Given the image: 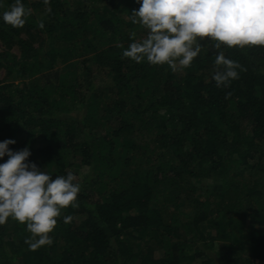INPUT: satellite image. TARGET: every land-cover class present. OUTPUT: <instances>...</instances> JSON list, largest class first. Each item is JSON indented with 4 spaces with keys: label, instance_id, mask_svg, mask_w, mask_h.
<instances>
[{
    "label": "trees",
    "instance_id": "obj_1",
    "mask_svg": "<svg viewBox=\"0 0 264 264\" xmlns=\"http://www.w3.org/2000/svg\"><path fill=\"white\" fill-rule=\"evenodd\" d=\"M22 2V27L0 22L2 47L20 51L0 53L19 80L0 81V141L53 179L89 173L51 245L30 250L23 224L0 225V264H264V47L204 39L176 75L122 57L145 35L128 19L135 0ZM221 50L243 67L228 88L211 79Z\"/></svg>",
    "mask_w": 264,
    "mask_h": 264
},
{
    "label": "clouds",
    "instance_id": "obj_2",
    "mask_svg": "<svg viewBox=\"0 0 264 264\" xmlns=\"http://www.w3.org/2000/svg\"><path fill=\"white\" fill-rule=\"evenodd\" d=\"M45 4L48 0H43ZM138 9L128 19L145 35L133 39L121 55L137 64L167 65L172 71L187 68L201 53V40L213 49L264 47V0H135ZM3 0H0V7ZM29 14L22 0L0 11V22L22 27ZM135 35V33H133ZM211 75L217 88H228L238 79L242 65L218 51ZM239 70V71H238ZM14 139L0 141V225L9 219L23 224L29 233L24 243L30 250L51 245L62 210L78 207L81 184L69 171L54 175L30 162L29 148L13 151ZM7 157V159H4ZM73 217L63 216L69 223Z\"/></svg>",
    "mask_w": 264,
    "mask_h": 264
},
{
    "label": "rangeland",
    "instance_id": "obj_3",
    "mask_svg": "<svg viewBox=\"0 0 264 264\" xmlns=\"http://www.w3.org/2000/svg\"><path fill=\"white\" fill-rule=\"evenodd\" d=\"M29 1H31V0H29ZM67 1H69V2H73V1H75V0H67ZM33 14L36 16V18L37 19H41V17H42V15H40V14H38L37 12H33ZM141 39V38H140ZM46 44V45H45ZM44 45H45V48H48V47H50L51 46V44H47V43H44ZM7 51H9V53L10 54H15V55H17V56H19V54H20V51H18V49H17V47H12V48H10L9 50L7 49V48H5L4 46L2 47V45H1V43H0V53H2V52H7ZM88 57H90V55L88 56ZM1 59V58H0ZM71 65V62H67V63H62V62H60V61H58L57 62V64H56V66H54L53 67V69L55 70V69H62V68H67L68 66H70ZM88 66H91V64H89ZM85 73V72H84ZM174 73L176 74V75H179L180 74V69L179 70H177V71H174ZM3 78H5V80H4V82L5 83H13L14 85H17L18 83H19V80L18 79H16L15 77H14V74H10V76H6V70L5 69H3V67L2 68H0V81H2L3 80ZM105 81V79H102L101 77H97L95 80H94V87L95 88H100L101 87V85H103V82ZM81 108L79 107V108H77V109H75L74 111H71V113L68 115L67 114V116H76V117H78L79 115L78 114H80L81 113ZM83 111V110H82ZM81 115V114H80ZM38 161V160H37ZM71 172H73L76 176H77V182H79L80 184H81V180L82 179H84L85 178V176L86 175H88V173H89V170H88V168H82V167H80V168H77V169H75V170H71ZM219 183V181L218 180H212V179H207V180H204L203 181V184L204 185H212V184H218ZM184 210H185V213H186V215H190L191 216V208L190 207H185L184 208ZM252 227L251 226H249V224H248V222H246V224H245V229H246V231L248 230V229H251ZM205 231H206V235H208V232H207V229H205ZM196 242H194V244H192V248H193V250L196 248V246H197V243L195 244ZM200 248H202V247H200ZM209 254H211V253H209ZM155 255H156V258H158L160 255H161V252H159V253H155ZM243 255H245V256H247V253H245V252H243ZM198 262V264L202 261V259H198L197 260ZM256 262V264H260V261H255Z\"/></svg>",
    "mask_w": 264,
    "mask_h": 264
}]
</instances>
